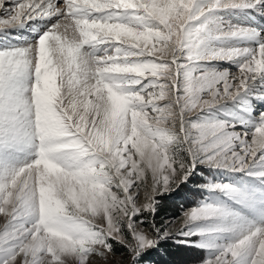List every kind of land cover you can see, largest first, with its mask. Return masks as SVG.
Masks as SVG:
<instances>
[{"label": "snow or ice", "instance_id": "snow-or-ice-1", "mask_svg": "<svg viewBox=\"0 0 264 264\" xmlns=\"http://www.w3.org/2000/svg\"><path fill=\"white\" fill-rule=\"evenodd\" d=\"M0 218V264H264V0H0Z\"/></svg>", "mask_w": 264, "mask_h": 264}, {"label": "rangeland", "instance_id": "rangeland-1", "mask_svg": "<svg viewBox=\"0 0 264 264\" xmlns=\"http://www.w3.org/2000/svg\"><path fill=\"white\" fill-rule=\"evenodd\" d=\"M220 65L221 66H224V67H228V65L224 62H220ZM232 71H235V68L232 67L231 68ZM189 200H194V199H197V197H193V196H189L188 197ZM190 205L188 204H185V207H188ZM180 213H181V209H180V206L174 202L170 203V206L168 208V215H166L164 218L165 222H171L174 226L173 230H175L176 228H179L180 226ZM0 222H2V218H0ZM116 258H120V250L117 246V256Z\"/></svg>", "mask_w": 264, "mask_h": 264}, {"label": "trees", "instance_id": "trees-1", "mask_svg": "<svg viewBox=\"0 0 264 264\" xmlns=\"http://www.w3.org/2000/svg\"><path fill=\"white\" fill-rule=\"evenodd\" d=\"M166 215H168V210L166 212H162L161 213L160 219L164 218Z\"/></svg>", "mask_w": 264, "mask_h": 264}]
</instances>
